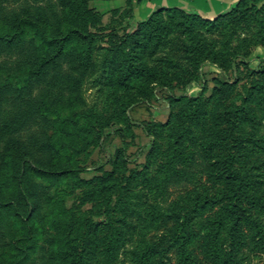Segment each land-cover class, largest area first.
Segmentation results:
<instances>
[{
  "label": "rangeland",
  "instance_id": "rangeland-1",
  "mask_svg": "<svg viewBox=\"0 0 264 264\" xmlns=\"http://www.w3.org/2000/svg\"><path fill=\"white\" fill-rule=\"evenodd\" d=\"M138 1L88 0L100 19L83 29L97 37L72 42L40 74L28 76V67L52 48L32 33L0 45V264L12 246L18 255L7 261L15 264H40L60 247L84 251V264H130L142 253L149 264H185L181 251L190 252L188 264H223L207 251V219L218 205L196 207L188 242L175 239V220L189 212L197 192L225 188L210 174L217 149L204 143L231 140L229 121L219 115L239 103L246 110L233 132L258 137L247 141L242 163L256 179L252 212L263 233L244 227L238 264H264V91L251 86L264 81V0L243 1L215 20L163 10L142 25L133 15ZM77 3L0 0V31L27 11L40 12L56 29L66 7L70 18ZM81 49L90 62L77 70ZM140 64L148 76L133 74L130 85L116 80ZM18 142L44 167L78 168L8 179L16 159L8 149ZM9 199L27 219L11 216ZM52 201L60 210L49 216ZM107 201L124 237L112 256L103 249Z\"/></svg>",
  "mask_w": 264,
  "mask_h": 264
},
{
  "label": "trees",
  "instance_id": "trees-1",
  "mask_svg": "<svg viewBox=\"0 0 264 264\" xmlns=\"http://www.w3.org/2000/svg\"><path fill=\"white\" fill-rule=\"evenodd\" d=\"M243 1L246 0H238L230 9L223 11L214 17H209L196 10H186L179 6H160L159 8L154 9L146 19H141L139 23L142 25L144 22H150L163 10L179 11L188 17L191 15H197L206 20H215L221 15L237 10ZM67 11L68 8L66 7V10L64 11V20H61V18L57 19L58 25L56 29L50 30V27L52 28L53 24L46 19V17H43L40 12L35 13L27 11L26 13L14 16L11 23L12 25L6 26L5 29L3 28V30L0 31V45H11L18 41L22 42L29 33H32L33 37L42 47L52 48V53L49 56L42 55L36 59V67H28V76L44 72L49 64L54 63L58 57H61L66 52V49L72 44V42L76 40L80 42L83 40V42L86 41V43L91 44L97 37L94 32L83 29L84 27L87 28V25H95L100 19L98 16L99 13L89 5L88 0H81V4L77 3V8L72 11L71 17H73V19L66 16ZM98 36L101 37L102 34ZM117 48L120 49V45H118ZM155 50L156 49H154L153 52ZM87 52L88 55H90V51L88 50ZM83 53L84 52L81 49L80 58L75 66V69L77 70L88 65L90 62L86 58V55V57L83 56ZM131 58L129 57V61L131 62H134L132 60L136 59L133 57ZM128 68L129 69L127 70L125 69L124 77L116 76L118 82L130 85V79L133 74L140 76H142V74L145 76L149 75L146 71L147 67H144V64ZM75 83L77 84V81H75ZM256 85H258V89L264 91V81L259 80L258 83H253L251 86ZM245 110V105L239 103L234 108L222 110V113L219 115V119L229 121L230 129L232 130L229 137L231 140L225 141L219 138H214L207 139L204 143V147L208 151L217 149V152L213 154L214 158L211 162L213 168L210 174L213 175L215 179L224 180L226 184L225 188L218 194L197 192L192 199L189 212L185 215H181L175 220V223L177 224L176 233L174 234L175 239L180 240L183 238L184 242H188L191 238L185 230L186 226H188L190 221L196 216L194 215L193 217V212L198 211L196 207L199 205H218L219 209L216 216L207 219L212 223L211 229H209L208 232L207 251L211 256L221 258L223 264H238V249L244 241L245 226L251 227L257 235L262 236L263 233L262 225L252 212V207L256 203V179L250 168H244L242 163V150L249 147L247 141L257 143L258 137L245 134L239 135L233 132L237 125V119L241 120V118H243L242 112ZM6 129L4 130L6 131ZM0 134H2V131H0ZM10 148L8 150L15 149L13 156L16 157V159L8 167L10 168L9 171L14 172L13 175L7 176L8 179L16 177L19 180V176L24 174L27 170H32L37 174L53 175L70 173L76 171L78 168L71 164L59 169L47 168L42 164H39L32 151H29L24 145H20L19 142L15 144L14 147ZM13 156L8 159V162H10ZM7 201L9 205H13L14 207V214L11 216L15 217V215H18L21 219H27V217L21 215V211L15 201L12 199ZM3 203V199L0 195V205ZM111 208V201H107L106 208L104 209L107 220L104 222L106 229L103 234V249L110 254L114 248L121 246L124 241V237L120 236L114 229L115 222L119 219H115L111 215ZM47 210L48 215L51 216L60 209L52 201L47 205ZM224 240L228 241L226 245ZM15 250L12 246L11 250L4 252L6 261L2 264H15V261H7V259H14V257H17L18 253H16ZM144 254L145 253L138 254L137 257L132 258V263L130 264H149V258L145 257ZM181 254L184 256L185 264H188L190 252L181 251ZM84 261V251L76 253L72 248L60 247L58 249L47 251L43 255L40 264H84ZM111 262L110 264H113Z\"/></svg>",
  "mask_w": 264,
  "mask_h": 264
},
{
  "label": "crops",
  "instance_id": "crops-1",
  "mask_svg": "<svg viewBox=\"0 0 264 264\" xmlns=\"http://www.w3.org/2000/svg\"><path fill=\"white\" fill-rule=\"evenodd\" d=\"M238 0H139L133 15L144 19L159 6H179L186 10H196L207 16H215L231 8Z\"/></svg>",
  "mask_w": 264,
  "mask_h": 264
}]
</instances>
